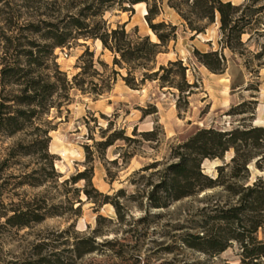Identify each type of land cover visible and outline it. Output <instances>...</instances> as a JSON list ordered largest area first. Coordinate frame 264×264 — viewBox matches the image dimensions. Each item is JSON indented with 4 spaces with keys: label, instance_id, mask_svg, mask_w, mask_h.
Masks as SVG:
<instances>
[{
    "label": "rangeland",
    "instance_id": "374dc122",
    "mask_svg": "<svg viewBox=\"0 0 264 264\" xmlns=\"http://www.w3.org/2000/svg\"><path fill=\"white\" fill-rule=\"evenodd\" d=\"M167 1L160 0L161 12L152 23L176 26L175 40L161 49L155 69L167 67L168 61L181 60L189 69L186 80H193L189 83L196 86L190 96L153 78L141 82L147 71L134 68L133 63L114 65L113 53L103 49L99 40L79 38L49 52L45 32L62 27L67 15H76L96 0H0V104L9 108L23 89L22 85L1 83L12 80L3 79L2 70L7 67L23 70L20 75L24 78L19 82L29 78L39 82L65 79L72 87L60 105L25 122L22 130L10 137L0 133V264L33 257L36 245L42 244L45 252V242L64 248L65 242L72 244L75 239L88 238L95 240L96 250L75 264H239L235 242L221 254L207 256L186 249L178 240L180 226L198 218L196 214L206 205L202 201L206 196L212 200L227 199L221 189L206 191L165 209H149L146 197L148 184L156 183L158 173L172 162V148L198 129L228 131L250 124L264 127V68L256 77L245 70L243 59L224 50L233 77L236 78L239 66L246 71L249 90L242 89L239 95L229 93L226 71L200 82L193 50H220L219 16L216 13L214 23L195 35ZM221 1L236 6L244 3ZM260 5H264V0H259ZM146 13L145 4L127 12L113 8L87 22H103L108 30L125 25L132 39L148 36L157 43L145 20ZM258 18L260 24L241 37L252 53L259 51L264 42V37L255 33L264 28V14ZM128 72L135 88L123 80ZM169 82L176 85L180 79L172 75ZM254 99L257 104L243 108L245 114L228 115L237 104ZM154 110L156 113L148 114ZM45 130H49L50 137L46 148L41 141ZM120 132L119 139L106 150L96 145ZM144 132H153L151 141L140 136ZM18 146L29 147L30 154L13 155L12 149ZM86 148L93 158L91 182L95 192L90 190V196L101 200L97 192L109 197V203L101 206L87 199L83 180L61 185L86 168ZM45 151L54 157L57 180L50 176L45 182ZM232 154L226 153L224 161L228 162ZM220 164V160H204L201 168L216 177L215 167ZM249 169L250 183L256 176H264L253 165ZM50 206H60L65 214L21 228L6 223L14 213L32 209L43 214ZM263 233L264 227L258 231V238Z\"/></svg>",
    "mask_w": 264,
    "mask_h": 264
},
{
    "label": "trees",
    "instance_id": "16d2710c",
    "mask_svg": "<svg viewBox=\"0 0 264 264\" xmlns=\"http://www.w3.org/2000/svg\"><path fill=\"white\" fill-rule=\"evenodd\" d=\"M96 1L95 4L85 5L76 15H67L62 27H55L45 32V41L49 42L46 47L49 48L50 53L54 48L64 47L71 40L79 38L99 40L103 49L113 53L114 65L133 63L134 68L146 70L141 82L153 78L152 80H159L162 84L177 89L181 95L184 92H187L186 96L193 94L195 83L190 84L186 80L188 67L183 65L181 60L168 61L167 67L159 66L155 69L156 57L162 53V48L171 40H175L176 32V26L163 22L152 23L161 12L160 0ZM139 4L146 5L145 20L156 36L157 43L151 42L148 36L132 39L125 31V25L108 30L103 22L93 21L91 24L87 22L102 17L106 10L118 8L122 12H127ZM167 5L177 12L190 32L195 35L204 32L208 25L214 23L215 14H218L220 50L206 53L193 50L196 61L210 73L223 74L229 68L227 59L222 53L228 50L232 55L243 59L245 70L257 74L258 77L259 70L264 68V42L260 44L259 51L252 53L247 50L241 37L252 26L260 24L258 17L264 14V5L259 6V0H244L243 4L237 6L230 1L221 0H168ZM262 30L260 32L257 30L255 33L264 37ZM22 71L21 68L14 66L2 70L3 79L6 77L12 79L9 82H1L3 85L23 86L20 95L13 98L12 106L7 108L0 104V133L8 137L22 130L25 122H30L60 105V100L67 98L72 88L70 82L65 79L62 82H50L49 78L46 82H39L35 78H29L24 80L26 82H19L20 78H24L20 75ZM161 72L163 74H160ZM130 73L128 72L123 80L127 86L135 88L133 79L129 78ZM172 75L180 79L176 85L169 82ZM242 79L243 75L238 71L236 78L233 77V82L239 83ZM230 89L232 93L234 89L232 84ZM244 89L249 90L248 85ZM254 90L258 92L257 87ZM256 104L255 99L249 100L248 103L237 104L236 107L231 108L228 115L245 114L247 111L243 108ZM253 111L254 108L251 109V117H254ZM151 113H156V110L148 114ZM48 134L49 130H45L41 136L45 148L50 142ZM119 135L121 132L113 133L96 145L101 150H106L119 139ZM140 136L146 141H151L153 132L140 133ZM28 149L29 147L18 146L11 152L13 155H29ZM86 150V168L64 180L61 185L68 183L74 185L83 180L85 183L83 192L87 199L101 206L109 203V197L97 192L96 194L102 197L101 200H94L90 196V190L95 192L91 182L93 158L88 148ZM230 151L233 153L232 157L225 162L224 156ZM53 159V155L45 151V182L50 176L57 180ZM170 159L172 162L158 173V181L148 184L150 189L146 199L149 209H165L173 203L214 189H221L227 198L222 201L212 200L211 197L206 196L202 200L206 205L196 214L198 218L191 220L188 225L180 226L178 234L180 244L186 249L207 256H216L235 242L239 249V264H264V239H259L257 236L264 224V176H256L250 183L249 169V166L253 165L258 172L264 173V127L250 124L239 125L228 131L214 128L198 129L188 139L172 148ZM204 160L222 161V164L215 167L216 177L203 172L201 165ZM151 167L144 168L143 171ZM60 208V206H50L45 208L43 214L27 209L12 214L7 218L6 223L12 227H25L48 217L64 215L65 212L60 211ZM70 210L73 211V208L70 207ZM67 243L69 242L64 243L66 247L58 248L59 245L50 246L45 242V252L42 244L36 245L33 257L8 264H75L76 260L96 250V242L92 238L75 239L72 244Z\"/></svg>",
    "mask_w": 264,
    "mask_h": 264
},
{
    "label": "crops",
    "instance_id": "0c3cea01",
    "mask_svg": "<svg viewBox=\"0 0 264 264\" xmlns=\"http://www.w3.org/2000/svg\"><path fill=\"white\" fill-rule=\"evenodd\" d=\"M171 58H168V60H170ZM188 67V66H187ZM198 69V72H199V76H200V82H206V80L208 79L209 76H217V74H212L210 73L205 67H203L202 65L199 64V66L197 67ZM189 71V69L187 70V72ZM237 71H240L243 75V79L241 82L237 83V82H233V76H231L230 74V67L226 70V76L228 78V91L229 93H231V84L233 85V90H232V93H235L237 95H239L238 93H240L239 91L244 89V87H246L248 85V76H247V73L246 71L241 67L239 66L238 70ZM187 77V75H186ZM193 79V77H192ZM193 81V80H192ZM190 80H188V82H192ZM197 82V80H196ZM232 95V94H231ZM234 95V94H233ZM258 101V100H256ZM263 227H264V224H263ZM259 239H264V233L261 234V236H259Z\"/></svg>",
    "mask_w": 264,
    "mask_h": 264
},
{
    "label": "bare ground",
    "instance_id": "6f19581e",
    "mask_svg": "<svg viewBox=\"0 0 264 264\" xmlns=\"http://www.w3.org/2000/svg\"><path fill=\"white\" fill-rule=\"evenodd\" d=\"M139 5H141V4H139ZM139 5H136V6H139ZM136 6H135V7H136Z\"/></svg>",
    "mask_w": 264,
    "mask_h": 264
}]
</instances>
